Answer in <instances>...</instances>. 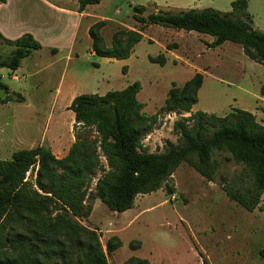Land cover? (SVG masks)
Segmentation results:
<instances>
[{
  "label": "rangeland",
  "instance_id": "obj_1",
  "mask_svg": "<svg viewBox=\"0 0 264 264\" xmlns=\"http://www.w3.org/2000/svg\"><path fill=\"white\" fill-rule=\"evenodd\" d=\"M233 1L100 0L82 14L76 12L78 0L11 5L16 11L17 28L10 36L30 34L41 49L21 62L17 78L7 69H0L1 83L22 97L21 103L0 106V160L40 145L51 152L57 146L70 148L74 115L67 109V97L103 96L135 82L141 86L137 100L144 105L142 112L156 117L142 145L149 153L162 154L167 150V141L178 144L173 124L187 120L192 113L160 109L172 84L181 89L196 70L204 76V84L195 112L220 117L228 114L232 105L250 113L254 110L256 121L263 125L264 96L260 92L264 88V66L250 61L238 45L227 42L208 49L202 34L150 26L126 60L91 54L89 27L104 21L101 37L110 46L116 31L137 28L133 20L137 6L145 8L143 17L157 11L213 9L227 13ZM247 1L252 27L264 33V0ZM51 49L57 54L51 55ZM12 51L0 45V60ZM159 55L164 56V65L151 62ZM4 97L0 90V100ZM75 133L81 138L83 134L93 135L89 129ZM214 159L218 168L211 182L182 163L158 191L137 196L133 208L124 213L111 212L95 199L94 179L87 188L91 212L87 218L73 221L94 230L104 250L110 238L120 240L121 247L107 256L108 264H125L132 257L148 264H201L199 254L209 264H264V195L261 209L253 212L231 202L224 188L238 178L243 167L225 152L216 153ZM100 162L105 165L103 158ZM28 178L33 179L34 173Z\"/></svg>",
  "mask_w": 264,
  "mask_h": 264
},
{
  "label": "trees",
  "instance_id": "obj_2",
  "mask_svg": "<svg viewBox=\"0 0 264 264\" xmlns=\"http://www.w3.org/2000/svg\"><path fill=\"white\" fill-rule=\"evenodd\" d=\"M99 2L78 0L76 12L82 14L86 7ZM247 10V0H235L227 13L213 9L157 11L143 17L145 8L137 6L133 9L137 28L116 31L110 46L101 37L104 21L89 27L91 54L126 60L143 40V32L159 26L207 35L213 39L208 49L226 42L238 45L250 61L264 66V33L253 29ZM0 45L13 48L9 57L0 60V69L9 72L41 49L30 34L13 41L0 34ZM151 62L164 65L165 58L159 55ZM125 71L123 67L122 73ZM202 83L203 76L196 73L181 89L172 84L160 111L191 113ZM140 89L135 82L103 96H76L67 108L74 115V142L65 157L58 159L40 145L0 160V264H108L107 256L121 247L120 240L110 238L104 250L94 230L73 221L87 218L91 212L87 206L89 184L96 180L95 199L111 212L124 213L133 208L137 196L158 191L182 163L211 182L218 168L214 159L218 152L228 153L243 167L238 178L224 188L226 197L247 212L261 209L264 125L252 113L238 108L222 117L192 113L187 120L173 124L177 145L167 141L164 153H149L142 140L151 132L156 117L142 112L144 105L137 100ZM0 90L5 93L0 106L22 102V97L1 81ZM260 93L264 96V88ZM80 129H89L93 135L83 134L81 138L75 133ZM31 172L33 179L28 178ZM199 257L201 264H209L202 254ZM125 264L148 262L132 257Z\"/></svg>",
  "mask_w": 264,
  "mask_h": 264
},
{
  "label": "crops",
  "instance_id": "obj_3",
  "mask_svg": "<svg viewBox=\"0 0 264 264\" xmlns=\"http://www.w3.org/2000/svg\"><path fill=\"white\" fill-rule=\"evenodd\" d=\"M36 2L38 5H41V4H44V5H46V2H45V0H5V2L4 3H0V34L5 38V39H7V40H11V41H13V40H16V39H18L19 37H21V36H23V35H25V33H21V34H19V35H17V36H15V37H12V36H10V33L12 32V31H14L16 28H17V22H16V11H14L13 9H12V7H11V5H13L14 4V6H24V4H27V3H29V2ZM77 8H78V5H77ZM87 8V7H86ZM86 10V9H85ZM78 14V13H77ZM253 29H255V30H258L257 28H255V26L253 25ZM203 36V39H205L206 41H204L205 42V44L206 45H208V44H211L212 42H213V39L211 38V37H209V36H207V35H202ZM205 36H206V38H205ZM33 37V36H32ZM34 38V37H33ZM35 39H36V37H35ZM38 42V41H37ZM227 43V42H226ZM225 44V43H224ZM224 44H222V45H224ZM221 45V46H222ZM220 46V47H221ZM220 47H218V48H220ZM52 50H55V53H53L52 54ZM166 50V49H165ZM167 51V50H166ZM36 52H38V51H36ZM36 52H33V53H36ZM167 52H172V51H167ZM50 53H51V55H56L57 54V50L56 49H51L50 50ZM111 60V59H110ZM19 69V68H18ZM17 69V70H18ZM17 70L16 71H14V72H10V74L12 73V75H13V77L14 78H17V76L15 75V73L17 72ZM196 73H197V70L195 71ZM199 73H200V70H199ZM195 74H193V76H194ZM192 76V77H193ZM13 78V79H14ZM191 79V78H190ZM190 79H188V80H190ZM203 84H204V76H203V83H202V86H203ZM202 88V87H201ZM201 88H200V90H201ZM200 90L198 91V94H199V92H200ZM76 96L75 95H70V96H68L67 97V99L66 100H68L69 101V103H71V101L75 98ZM197 97H198V95H197ZM235 103V102H234ZM194 108H195V106H193L192 107V109H191V113H195V110H194ZM233 108H237V107H234V106H232V105H230L229 106V111L228 112H230L231 111V109H233ZM238 109H240V108H238ZM227 112V113H228ZM253 112H254V110L251 112L252 114H253ZM208 114V113H207ZM226 113H224L223 115H225ZM223 115H221V116H223ZM220 116V117H221ZM73 123H74V118H73ZM264 125V124H263ZM71 131H72V129H71ZM74 142V141H73ZM73 144V143H72ZM71 144V145H72ZM70 145V146H71ZM68 150H69V148L68 149H64V148H60V147H56L55 148V150H53L54 152H52V154L56 157V158H58V159H61V158H63V157H65L66 155H67V153H68ZM55 153H57L58 154V156H56V154Z\"/></svg>",
  "mask_w": 264,
  "mask_h": 264
}]
</instances>
